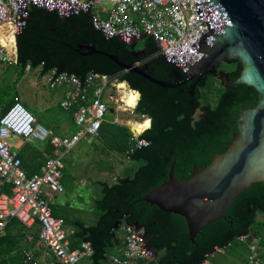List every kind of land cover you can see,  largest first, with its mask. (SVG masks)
I'll list each match as a JSON object with an SVG mask.
<instances>
[{
  "label": "trees",
  "instance_id": "1",
  "mask_svg": "<svg viewBox=\"0 0 264 264\" xmlns=\"http://www.w3.org/2000/svg\"><path fill=\"white\" fill-rule=\"evenodd\" d=\"M8 40L0 26V42L10 48ZM143 40L146 51L138 59L132 55L131 45L117 38L106 39L95 30L89 13L60 18L55 12L32 7L27 25L14 44V67L18 77L29 67L39 70L40 77L55 70L73 74L82 81L90 73H96L126 83L139 94L135 112L146 116L151 123L140 136L149 145L129 155L126 154L132 146L129 129L114 123L102 124L98 138L104 142L102 151L113 152L131 164L113 184H98L100 198L94 202L98 212L95 224L86 226L78 219H63L65 227L72 225L75 229L69 235L71 249L89 242L93 249L91 264H109V257L120 256L124 248L123 227L137 223L146 234V247L155 255L154 264H205L214 248L224 250L241 239L251 241L261 236L264 223H258L256 217L257 213L264 215L263 185L254 184L241 192L228 207L226 218L204 226L194 241L189 239L183 218L136 201L168 180L172 164L176 178L184 181L191 177L193 167L203 168L214 154H221L237 132L239 111L253 107L259 96L245 85L225 89L211 76L194 87V93L193 82L165 89L123 71L106 56H86L85 51H78V46L89 45L117 57L122 63L147 61V74L151 77L168 82L177 80L171 66L158 55L156 42L150 37ZM225 68L230 84L237 79L241 68L232 61H227ZM14 98H19L18 93L10 86L0 88V116L13 104ZM69 117L73 122L72 113ZM45 151L48 156L52 153L48 143ZM3 191L9 193L8 185H4ZM118 221L121 225L115 229ZM38 232L37 225L27 230L17 220H9L0 231V264H24L26 249L22 242L30 235L34 244L39 240ZM35 262L33 258L26 264H38ZM54 264L60 263L54 261Z\"/></svg>",
  "mask_w": 264,
  "mask_h": 264
},
{
  "label": "built area",
  "instance_id": "2",
  "mask_svg": "<svg viewBox=\"0 0 264 264\" xmlns=\"http://www.w3.org/2000/svg\"><path fill=\"white\" fill-rule=\"evenodd\" d=\"M102 4L109 7L101 8ZM32 7L55 12L60 18L89 13L93 28L106 39L117 38L123 44L131 45L150 37L156 42L159 56L165 54L170 57L172 49L196 44L201 33L208 32L204 21L198 19L194 0H0V26L4 28L9 39L7 44L10 45L8 48L0 42V78L15 61V39L25 29ZM96 9L105 15L103 19L95 13ZM43 78L51 90L69 89L59 106L72 113L78 131L70 136L55 135L38 123L20 103V98H14L13 104L0 116V231L11 219L17 220L26 229L37 225L39 241L58 263L80 264L83 259L92 256L91 244L82 242L78 248L71 249L64 220L52 214L53 195L64 193L62 158L81 141L98 139L102 124L111 111L128 116L126 122L119 123V118H115L113 123L129 129L132 144L126 153L129 155L135 149L149 145L140 136L150 125L136 133L132 124L150 120L135 112L139 96L133 107H127L118 88L120 83L107 76L90 73L82 81L73 74L51 70ZM127 91L135 92L129 87ZM15 138L50 145L52 153L39 173L29 175L22 167V160L11 142ZM4 185H8L9 193L3 191ZM123 232L121 255L110 256L109 263L154 264L155 255L146 247L142 231L125 226ZM221 251L214 248L209 256ZM32 260V254L26 251L24 264ZM244 264H264V252L256 243L249 244Z\"/></svg>",
  "mask_w": 264,
  "mask_h": 264
},
{
  "label": "water",
  "instance_id": "3",
  "mask_svg": "<svg viewBox=\"0 0 264 264\" xmlns=\"http://www.w3.org/2000/svg\"><path fill=\"white\" fill-rule=\"evenodd\" d=\"M194 4L198 19L204 21L208 32L201 33L196 44L172 49L170 57L160 55L171 66L177 79L174 82L151 77L140 63H122L89 45L78 46V51H85L86 56H106L123 71L161 88L176 89L210 74L225 89L245 85L259 96L253 107L239 111L237 132L221 154H214L203 168L193 167L191 177L184 181L176 178L172 164L168 180L136 201L183 218L190 241L204 226L224 220L228 207L241 192L254 184L264 186V0H194ZM135 46L136 42L131 49ZM224 60L238 63L241 68L230 84L227 74L216 70V65ZM120 225V221L116 222L115 229ZM128 226L142 231L147 243L146 234L137 223Z\"/></svg>",
  "mask_w": 264,
  "mask_h": 264
},
{
  "label": "rangeland",
  "instance_id": "4",
  "mask_svg": "<svg viewBox=\"0 0 264 264\" xmlns=\"http://www.w3.org/2000/svg\"><path fill=\"white\" fill-rule=\"evenodd\" d=\"M108 7V4L101 5V8ZM95 13L102 19L105 16L104 14H100L98 9L95 10ZM137 47L140 49L142 45L139 43ZM15 81L16 85L14 86ZM45 81L44 78H40L38 70L26 71L22 77H18L14 65H9L0 78V88L10 86L13 91L18 93L20 103L28 112L33 114L42 126L48 128L54 122L57 123L58 121L64 120L67 122L69 130L75 133L78 131V127L67 116L68 112L59 107L62 98L60 90L49 89ZM33 82L37 84V87L32 86ZM127 90L128 86L125 84V90L122 92L124 93ZM214 99H212V102H214ZM196 116H198V113ZM114 118L115 114H108L106 116V122L113 123ZM117 118H119V123L128 120L126 113L117 112ZM11 142L13 145L15 144L13 143L15 142L14 139ZM103 143L100 139H96L93 144L81 141L62 158V164L64 165L62 184L64 185V193L54 198V204L67 200L65 206L67 207L68 218L78 219L87 225H92L96 222L98 212L91 200L94 195L95 197L97 196L96 191L91 186L85 187V184L90 183V180L94 179L102 180L110 184V182H114L113 178L116 175H120L124 166L127 167L131 164L113 152L102 151L104 147ZM96 145L98 147L95 149ZM15 146L14 149L16 150ZM85 167H87L86 171H84ZM93 169H96V171L94 172ZM97 192L99 194V191ZM256 220L258 223H264V215L257 213ZM65 228L66 231H70L73 229V226L68 225ZM246 244V241L234 242L230 247L226 248L224 254H216L214 257L209 258L208 263L240 264L242 255L246 251ZM232 250L239 251V254L237 256L232 255Z\"/></svg>",
  "mask_w": 264,
  "mask_h": 264
},
{
  "label": "crops",
  "instance_id": "5",
  "mask_svg": "<svg viewBox=\"0 0 264 264\" xmlns=\"http://www.w3.org/2000/svg\"><path fill=\"white\" fill-rule=\"evenodd\" d=\"M13 56H14V52H13ZM11 65H14V62ZM29 70H30V68H29ZM29 70H26V71H29ZM40 78L43 79V77H40ZM32 86L33 87H37V84L35 82H33ZM58 89L60 90L61 97H62L61 100H60V102H61L65 98V96H66L67 92L69 91V89L68 88H58ZM134 93H137V92H134ZM138 96H139V94H138ZM109 114H114V113H112V111H111ZM67 116L69 117V113H67ZM115 118H117V114L116 113H115ZM45 128H47V127H45ZM47 129L49 131H51L52 133H54L55 135H57V136H70V135L73 134V132L69 130L67 122L64 121V120L63 121H58L57 123L54 122L51 126H48ZM14 140H15V142H13V143H15L14 145H16L15 146L16 150L18 151V154H19V156L22 159V163H23L24 169L28 172V174L39 173L41 171L42 167L44 166L45 161H46V159L48 157V155L46 154L47 152L45 151V143L26 142V141H23L22 139H16V138ZM94 141L95 140H93V141H89L88 140L86 142L88 144H93ZM124 168H126V166L123 167V169L120 172V175H116L113 178L114 182H115L117 177H121L122 176ZM63 170H64V168H63ZM86 170H87V167L84 168V171H86ZM95 171H96V169L94 170V172ZM90 181H91L90 183H86L85 184V187L86 186H91V188L94 189V191H96V195L97 196L95 197V195H94L91 198V200L93 201V205H94V202L97 199L100 198V187H99L98 184L101 183V182H104V181L95 180V179L94 180H90ZM61 182L63 184V177H62V181ZM114 182H110V184H113ZM97 191H99V194H98ZM56 196L57 195L53 196L52 209L58 215V218H62V219H66V220H73V218L71 219V218H68V216H67V207L65 206L67 204V200H63L61 202H57V203L54 204V198H56ZM84 224L86 226H90V225H87L86 223H84ZM32 229H27V230H32ZM74 230L75 229L73 228L72 230H70V231L67 230L66 232L69 235H71V234H73ZM15 232H16V230H14V233ZM260 232H261V236L254 237L253 239H251V241L246 240V239L239 240L241 242H245L246 241V243H247L246 244L247 245L246 246V251L242 255V260H241L240 264H244L245 263L247 255H248V247H249V244L251 242L256 243L260 247L261 252H264V228H262V230H260ZM32 242H33L32 237L30 235H27L26 239L22 242V247H24V249H26L25 251H28L29 253H31L33 258L35 259V261L38 264H54V261H56V260L54 259V257H52V255H50L49 253L46 252V250L44 249V247L41 244V242L39 240L38 241L36 240L34 244ZM225 250L226 249L222 250L221 252H214L211 256L208 257V259L205 262V264H209L208 263L209 258L214 257L216 254H221V255L224 254ZM232 252L233 253H231V254L234 255V256H237V254H239V251L237 252L235 250H232ZM80 264H91L90 258L83 259L80 262Z\"/></svg>",
  "mask_w": 264,
  "mask_h": 264
},
{
  "label": "flooded vegetation",
  "instance_id": "6",
  "mask_svg": "<svg viewBox=\"0 0 264 264\" xmlns=\"http://www.w3.org/2000/svg\"><path fill=\"white\" fill-rule=\"evenodd\" d=\"M144 42V40L142 39V40H140V41H137L136 42V46H135V48L132 50L131 49V51H132V55L134 56V57H136V58H138L139 59V57L140 56H143L144 54H145V51H146V47H143V43ZM141 44L142 45V47L139 49L137 46H138V44ZM139 52H143L142 54H139ZM226 60H224L222 63H220L219 65H216V70H217V72H224L223 71V69L226 67ZM138 63H139V60H138ZM141 65H145V66H147V64H148V62L147 61H144V62H141L140 63ZM225 73V72H224ZM209 76H211V77H213L212 75H210V74H206V75H203V77L200 79V80H192L191 82H193V87H196V86H198V85H201V84H203V83H205V81H206V79L209 77ZM214 78V77H213ZM215 79V81H217V82H219L216 78H214ZM188 83H190V82H188ZM187 84V83H186ZM197 113H199L198 114V116L200 115V112H197Z\"/></svg>",
  "mask_w": 264,
  "mask_h": 264
},
{
  "label": "bare ground",
  "instance_id": "7",
  "mask_svg": "<svg viewBox=\"0 0 264 264\" xmlns=\"http://www.w3.org/2000/svg\"><path fill=\"white\" fill-rule=\"evenodd\" d=\"M9 48V47H8ZM119 89H121V92L125 90V84L120 83ZM122 100L124 101L125 105L127 107H133L135 104V101L137 100V93H130L129 91L122 92ZM151 123L149 121H145L144 123H139V124H132V128L136 133H140L143 131V129H146L149 127Z\"/></svg>",
  "mask_w": 264,
  "mask_h": 264
}]
</instances>
